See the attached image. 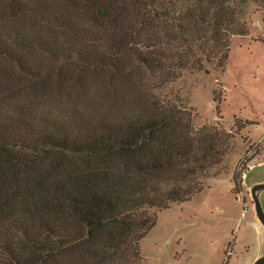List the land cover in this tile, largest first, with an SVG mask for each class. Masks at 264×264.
<instances>
[{"label": "trees", "instance_id": "16d2710c", "mask_svg": "<svg viewBox=\"0 0 264 264\" xmlns=\"http://www.w3.org/2000/svg\"><path fill=\"white\" fill-rule=\"evenodd\" d=\"M248 3L0 0V264H142L232 138L157 90L224 68Z\"/></svg>", "mask_w": 264, "mask_h": 264}, {"label": "rangeland", "instance_id": "374dc122", "mask_svg": "<svg viewBox=\"0 0 264 264\" xmlns=\"http://www.w3.org/2000/svg\"><path fill=\"white\" fill-rule=\"evenodd\" d=\"M238 23L236 31L247 33L232 38L224 68L184 70L157 90L190 110L195 128L216 126L232 138L200 193L157 211L140 244L142 264H253L264 255V226L251 196L264 183V8L248 3ZM260 200L264 208V192Z\"/></svg>", "mask_w": 264, "mask_h": 264}, {"label": "water", "instance_id": "95a60500", "mask_svg": "<svg viewBox=\"0 0 264 264\" xmlns=\"http://www.w3.org/2000/svg\"><path fill=\"white\" fill-rule=\"evenodd\" d=\"M264 192V183L256 184L251 189V196L254 202L256 215L264 226V208L260 200L261 193ZM253 264H264V255L258 258Z\"/></svg>", "mask_w": 264, "mask_h": 264}, {"label": "built area", "instance_id": "2783aa9c", "mask_svg": "<svg viewBox=\"0 0 264 264\" xmlns=\"http://www.w3.org/2000/svg\"><path fill=\"white\" fill-rule=\"evenodd\" d=\"M244 214H245V212H244Z\"/></svg>", "mask_w": 264, "mask_h": 264}]
</instances>
